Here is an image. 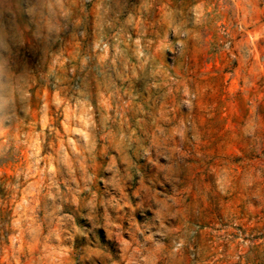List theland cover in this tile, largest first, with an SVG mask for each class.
I'll list each match as a JSON object with an SVG mask.
<instances>
[{
    "label": "rangeland",
    "instance_id": "374dc122",
    "mask_svg": "<svg viewBox=\"0 0 264 264\" xmlns=\"http://www.w3.org/2000/svg\"><path fill=\"white\" fill-rule=\"evenodd\" d=\"M106 1L0 0V264H264V0H164L189 40L99 88Z\"/></svg>",
    "mask_w": 264,
    "mask_h": 264
},
{
    "label": "crops",
    "instance_id": "0c3cea01",
    "mask_svg": "<svg viewBox=\"0 0 264 264\" xmlns=\"http://www.w3.org/2000/svg\"><path fill=\"white\" fill-rule=\"evenodd\" d=\"M39 3L38 5H40L41 9L38 11V18L41 14H44V2L39 1ZM101 3L100 6L104 5V19L103 22H101V30L110 33L107 35L106 39L107 41L111 40V43L108 42L110 48L101 49L99 53L96 48H93L90 54H88V51H85L84 56L87 58H85L84 63L91 65L88 66V68H90V72H92L90 81L85 83L87 86L109 88L113 86L114 83L123 85L127 79L123 78L119 83L118 81L116 83L109 78L110 70L118 72L120 75H124L128 70L148 72L150 66L142 65L139 62L135 64L131 63L130 58L153 54L152 49H157L161 44H163L165 48L173 49V40L187 41L192 34V31L187 29L189 26L187 20L181 25L171 20L173 14L181 16L185 14V16H188V11H183V4H185L184 8H187L186 2L174 1V7L171 8L168 1L140 0L137 4L130 7V9L128 8L127 11L125 5L119 0H110ZM95 4L96 3L93 5ZM195 8H199V3L196 4ZM126 12L128 13V17H125ZM180 27L184 28V32ZM43 28L44 26H42V32H40L42 35V44L37 49V52H40L42 55L44 54ZM201 36H203L202 33ZM2 38V35H0V40ZM126 40H130L132 43H126ZM137 42L141 43V48L134 46ZM163 54L164 50H161L160 55H162V57ZM109 57H111V59ZM73 61L74 54L72 51V62ZM99 66H101L100 69H98ZM95 70L100 71L102 75L100 77L96 76ZM129 81L133 82L131 79H129ZM144 82L148 81L143 79L138 80V83L143 84ZM155 82H153V84L159 87L164 84L162 81ZM172 106L174 107V104ZM101 121L103 120L101 119ZM168 133L169 140L164 143H155V140H152L149 144L150 148L163 146L166 152L184 153L186 160H190L193 156L188 155L189 152L215 147L214 145L184 143L183 140L178 142L177 135L181 138L185 135V130L181 127H171Z\"/></svg>",
    "mask_w": 264,
    "mask_h": 264
}]
</instances>
